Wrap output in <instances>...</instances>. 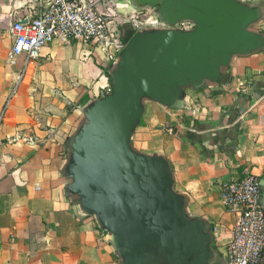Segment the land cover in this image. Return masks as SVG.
<instances>
[{
  "label": "crops",
  "instance_id": "1",
  "mask_svg": "<svg viewBox=\"0 0 264 264\" xmlns=\"http://www.w3.org/2000/svg\"><path fill=\"white\" fill-rule=\"evenodd\" d=\"M99 9L121 38L114 59L55 41L19 77L8 26L30 8L0 0V264H227L236 214L223 184L250 170L264 208V0H101ZM117 81L121 108L137 104L128 153L152 161L165 192L150 173L101 174L119 160L104 136L109 119L93 129L91 112Z\"/></svg>",
  "mask_w": 264,
  "mask_h": 264
},
{
  "label": "built area",
  "instance_id": "2",
  "mask_svg": "<svg viewBox=\"0 0 264 264\" xmlns=\"http://www.w3.org/2000/svg\"><path fill=\"white\" fill-rule=\"evenodd\" d=\"M101 0H26L30 15L13 19L8 26L12 38L11 62L22 58V72L36 61L43 46L58 41L98 45L114 59L121 38L111 31V19L99 9ZM135 27H162L157 19H133ZM112 51V52H111ZM111 93L108 87L104 95ZM4 107L0 112V120ZM224 206L236 214L232 238L227 246V264H258L264 254V208L259 178L250 170L222 186ZM105 231V229H103Z\"/></svg>",
  "mask_w": 264,
  "mask_h": 264
},
{
  "label": "water",
  "instance_id": "3",
  "mask_svg": "<svg viewBox=\"0 0 264 264\" xmlns=\"http://www.w3.org/2000/svg\"><path fill=\"white\" fill-rule=\"evenodd\" d=\"M124 93L125 85L121 81H117L114 96L112 95L107 98V100L104 101L105 103L95 105L91 112V128L93 129L98 130L100 127H103V117H107L109 119L108 123L111 129L106 126L104 136L105 139H109L112 144L115 142L112 148L114 149L113 152L119 160V162H116L117 164L112 162L110 163V161H107L106 164H103L102 169L100 170L101 174L103 176H110L111 171H109V167H111V170L121 167L124 173L120 174L119 177H123L122 175L126 173L140 179L142 176H146L150 173L153 174L154 178L157 179V187L159 190H163L165 192L169 188L167 178L164 179L163 175L158 170L157 173L151 172L152 161L149 160V162L146 164L139 165V160H136L134 156L128 153L126 141L131 124V115L134 113V111H136L137 104L135 101L128 107L121 108L119 99H121L122 96L124 97ZM97 190L102 191L101 189Z\"/></svg>",
  "mask_w": 264,
  "mask_h": 264
}]
</instances>
